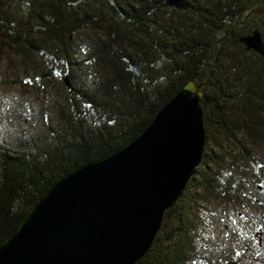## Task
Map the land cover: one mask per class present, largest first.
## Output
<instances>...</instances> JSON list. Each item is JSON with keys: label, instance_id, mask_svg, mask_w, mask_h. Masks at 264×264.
<instances>
[{"label": "trees", "instance_id": "obj_1", "mask_svg": "<svg viewBox=\"0 0 264 264\" xmlns=\"http://www.w3.org/2000/svg\"><path fill=\"white\" fill-rule=\"evenodd\" d=\"M18 2L19 9L0 4V37L24 67L18 78L39 86L43 75L60 78L66 68L76 82L66 88L65 129L46 122L43 134L15 140V148L0 143V242L54 181L136 137L193 79L204 86L202 159L135 264H247L238 254L202 258L195 239L203 201L244 199L264 211V158L255 152L264 148V53L238 42L264 19V0L190 1L187 10L164 7V0ZM87 26L97 33L74 38ZM254 221L233 233L241 251L264 264V225ZM259 232L262 250L258 238L252 245Z\"/></svg>", "mask_w": 264, "mask_h": 264}, {"label": "water", "instance_id": "obj_2", "mask_svg": "<svg viewBox=\"0 0 264 264\" xmlns=\"http://www.w3.org/2000/svg\"><path fill=\"white\" fill-rule=\"evenodd\" d=\"M163 6L187 10L190 3ZM238 42L264 53L258 29ZM203 95L204 86L188 80L136 137L54 181L0 242V264H135L201 162Z\"/></svg>", "mask_w": 264, "mask_h": 264}, {"label": "rangeland", "instance_id": "obj_3", "mask_svg": "<svg viewBox=\"0 0 264 264\" xmlns=\"http://www.w3.org/2000/svg\"><path fill=\"white\" fill-rule=\"evenodd\" d=\"M190 1L196 3L198 0H188L189 3ZM1 2L4 4L14 3L17 9L20 6L18 0H0V4ZM257 7L258 10L261 9V6ZM253 29H258L264 40V19L262 17L259 16L254 21ZM95 33H97L96 29L87 26L82 28L74 38L92 37ZM4 42L5 40L0 37V143L5 147L15 148V140L20 139L28 142L30 136L43 134L46 122L53 128L65 129L64 123L60 119L61 112L63 113L66 109L67 85L64 77L67 78V84H75L76 81L73 82L72 77L68 76L66 68L63 69L60 78L49 79L43 75L39 86L24 80L25 78L22 76L18 78L24 67L21 65L19 57L10 53V49ZM39 70L41 73L42 70ZM237 137L242 138L241 134H238ZM221 142L227 151L228 142H225L223 138H221ZM255 152L264 158V148H257ZM245 181L256 194L258 189L255 180L248 175ZM204 193L207 198L210 197L208 191ZM201 208L203 225L198 227V232H196V253L209 260L228 253L232 256L238 254L245 263L257 264L255 260L258 256L242 252L240 240L233 231L240 232L243 226L249 229L255 222L254 220L264 225V211L260 209V206L244 199L241 203L210 200L209 202L203 201ZM215 213L216 216H214ZM217 216L220 221L215 224V221L212 220ZM253 242L254 249L257 245V236L253 237ZM262 256L263 258L260 259L264 261V251Z\"/></svg>", "mask_w": 264, "mask_h": 264}, {"label": "flooded vegetation", "instance_id": "obj_4", "mask_svg": "<svg viewBox=\"0 0 264 264\" xmlns=\"http://www.w3.org/2000/svg\"><path fill=\"white\" fill-rule=\"evenodd\" d=\"M262 235H263L262 232H259L258 235H257V238L259 239V241H258V246L260 247L259 249H261V250L263 249V248L261 247V245H262L261 241H262V238H263ZM259 249L256 250L258 254H259V252L261 251V250H259ZM257 261H258V260H257ZM261 261H262V260H261Z\"/></svg>", "mask_w": 264, "mask_h": 264}]
</instances>
